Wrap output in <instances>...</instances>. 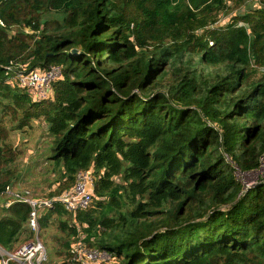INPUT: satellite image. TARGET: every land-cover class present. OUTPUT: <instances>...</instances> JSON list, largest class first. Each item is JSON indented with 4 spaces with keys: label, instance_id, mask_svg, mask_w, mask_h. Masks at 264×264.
<instances>
[{
    "label": "trees",
    "instance_id": "obj_1",
    "mask_svg": "<svg viewBox=\"0 0 264 264\" xmlns=\"http://www.w3.org/2000/svg\"><path fill=\"white\" fill-rule=\"evenodd\" d=\"M227 3L0 0V102L49 124L58 194L80 171L95 178L88 208L43 212L61 252L83 241L114 264H264V182L237 176L264 163V7L207 29ZM20 64L60 66L53 97L10 83ZM15 147L0 137V192L18 178ZM30 209L0 205L6 250L34 237Z\"/></svg>",
    "mask_w": 264,
    "mask_h": 264
},
{
    "label": "rangeland",
    "instance_id": "obj_2",
    "mask_svg": "<svg viewBox=\"0 0 264 264\" xmlns=\"http://www.w3.org/2000/svg\"><path fill=\"white\" fill-rule=\"evenodd\" d=\"M261 7H264V0H228L227 6L219 13L217 20L207 29L225 27L236 15ZM25 30L30 32L28 27ZM202 31L203 29L199 30V32ZM18 66L23 70L27 64ZM260 69L263 71V68ZM261 70L257 74H262ZM9 82L15 83V78H11ZM25 92L27 93L26 90ZM53 94L54 92H52L51 97H53ZM19 109L21 108L10 99L5 98L0 102V137L16 146L15 149L17 153L19 152L15 162L11 163V166L7 165V169L14 170L18 176L16 180L12 181L13 185H15L12 189L22 191L24 188H28L37 197L51 196L50 193H57L58 185L56 179L59 177L58 172L54 170V165L47 161L49 159L47 156L53 151L54 136L50 134L48 130L49 124L43 118H33L34 121L30 119L27 124L22 118L23 111L21 110L23 109ZM20 125L23 126L20 127ZM24 133L27 135L25 134L24 137L26 138L23 139L21 136ZM237 176L246 188L261 181L264 182V163L261 168L251 172L239 171ZM49 223L50 227H42L40 233V237L49 252V260L45 264H63L64 261L69 262L70 257H72L73 261V254L70 256L64 251L61 252L63 250L62 233L58 229V220L55 219ZM29 240L19 243L18 246Z\"/></svg>",
    "mask_w": 264,
    "mask_h": 264
},
{
    "label": "built area",
    "instance_id": "obj_3",
    "mask_svg": "<svg viewBox=\"0 0 264 264\" xmlns=\"http://www.w3.org/2000/svg\"><path fill=\"white\" fill-rule=\"evenodd\" d=\"M61 74L62 68L54 65L49 69L36 68L30 71L23 69L14 78L32 98L41 100L52 95V83L57 81ZM94 179L92 171H80L72 188L58 195L45 197L35 196L28 188L22 191L14 190L12 189L14 186L1 191L0 204L5 207L15 202L27 203L30 206L26 225L34 233V237L14 251L6 250L0 245V264H45L49 259V252L40 237L42 230L40 219L43 212L53 208L55 201H59L70 212L88 208L94 198ZM72 254L73 261L81 264H114L115 262V258L106 250L90 248L83 241L73 245Z\"/></svg>",
    "mask_w": 264,
    "mask_h": 264
},
{
    "label": "crops",
    "instance_id": "obj_4",
    "mask_svg": "<svg viewBox=\"0 0 264 264\" xmlns=\"http://www.w3.org/2000/svg\"><path fill=\"white\" fill-rule=\"evenodd\" d=\"M33 121H34V119H33ZM24 129H25V128H24ZM26 133H28V131H26ZM26 133L22 134L21 137H22L23 139L26 138V137H24ZM26 135H27V134H26Z\"/></svg>",
    "mask_w": 264,
    "mask_h": 264
}]
</instances>
